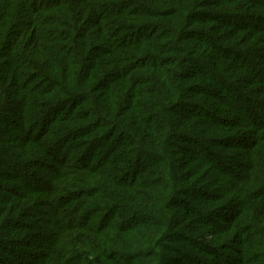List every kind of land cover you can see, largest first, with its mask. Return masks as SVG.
<instances>
[{
    "label": "trees",
    "instance_id": "1",
    "mask_svg": "<svg viewBox=\"0 0 264 264\" xmlns=\"http://www.w3.org/2000/svg\"><path fill=\"white\" fill-rule=\"evenodd\" d=\"M0 264H264V0H0Z\"/></svg>",
    "mask_w": 264,
    "mask_h": 264
}]
</instances>
